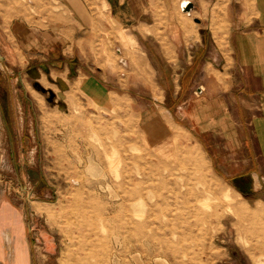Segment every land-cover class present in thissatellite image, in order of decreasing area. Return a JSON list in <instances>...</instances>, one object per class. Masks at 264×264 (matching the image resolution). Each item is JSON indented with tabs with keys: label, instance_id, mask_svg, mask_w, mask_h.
I'll use <instances>...</instances> for the list:
<instances>
[{
	"label": "rangeland",
	"instance_id": "1",
	"mask_svg": "<svg viewBox=\"0 0 264 264\" xmlns=\"http://www.w3.org/2000/svg\"><path fill=\"white\" fill-rule=\"evenodd\" d=\"M76 1L87 11L84 34L90 35L78 46L93 58L89 69L105 82L109 96L89 100L78 83L54 76L55 82L48 79L51 86L43 85V107L23 110L19 92L20 109L5 115L0 110V203L17 208L43 203L36 206L40 217L31 212L32 227L41 225L53 237L59 264H264L259 252V247L264 251V203L219 176L187 130L166 128L158 135L149 129L146 110L136 109L154 101L153 73L139 58L129 59L137 51L134 37L111 16L104 0ZM182 1L156 0L157 37L164 38L166 17L174 14L184 30L195 32L198 5L191 0L194 8L184 13ZM243 1L252 16L253 0ZM202 6L213 15L214 28L228 0ZM0 16L13 25L73 24L57 0H0ZM225 38H216L223 60L213 58V64L211 53L216 52L206 51L197 61L195 95L207 91L208 82L217 83L209 84L214 91L229 88L226 70L234 57ZM15 50L21 61L27 59ZM0 56L19 64L6 52ZM45 58L48 68L62 69V62ZM19 65L16 75L31 83L25 73L29 64ZM5 66L0 62L2 74L13 73ZM56 258L48 262L55 264Z\"/></svg>",
	"mask_w": 264,
	"mask_h": 264
},
{
	"label": "crops",
	"instance_id": "2",
	"mask_svg": "<svg viewBox=\"0 0 264 264\" xmlns=\"http://www.w3.org/2000/svg\"><path fill=\"white\" fill-rule=\"evenodd\" d=\"M104 1L111 16L136 41L137 51L128 54L129 59L139 58L143 67L149 66L152 70L150 87L154 101L136 109L146 110L144 119L151 123L149 129L156 130L158 135L166 128L187 130L194 139L198 138L219 176L241 194L254 195L256 201L264 203V0H253L252 16L246 14L243 0H228L227 11L225 15L219 14L220 20L216 18L219 26L214 28H211L213 15L202 6L210 0H194L198 5L195 32L184 30L175 14L167 15L164 38L157 37L160 32L156 26L158 18L152 10L156 0ZM217 1L219 3V0H213V3ZM57 2L71 14V27L63 23L46 27L27 22L13 25L5 23L0 16V52L12 55L20 65L29 64L25 73L31 80L29 83L16 75L14 68L18 62L14 60L10 64L0 56L4 66L7 64L14 69L13 73L8 69L6 75L0 71V110L3 115L9 114V110L20 109L22 103L16 107L19 92L23 110L43 107V85L51 86L53 83L48 79L55 82L54 76L78 83L89 100L99 102L96 97L103 95L107 99L109 96L105 82L89 69L93 58L82 54L83 48L78 46V40L90 37L84 34L89 28L85 7L76 0ZM182 2L192 4L191 0ZM249 17L251 20L245 22ZM222 23L227 24V29ZM80 32L81 36L78 35ZM188 33L195 34L196 38L186 40L184 35ZM219 36L225 38L234 57L226 70L231 78L229 88L214 91L212 86H218L217 83L207 81V91L195 95L192 75L197 61L206 57L204 52H216L211 53L213 64V58L223 60L216 42ZM69 44L70 54H66ZM15 47L27 59L21 61ZM117 52L121 54V49ZM43 56L51 62H62V69L48 68L43 63ZM55 64L51 63V66ZM180 68H185V72L180 73ZM49 94L52 95L50 91ZM202 157L207 164L208 160ZM248 162L250 166L241 165ZM41 204L27 206L22 203L17 208L8 202L0 203V264H51L48 257L56 258L57 246L50 233L41 225L32 227L31 212L40 217L36 206L42 207ZM33 236L35 247L31 245ZM54 261L59 264L57 258Z\"/></svg>",
	"mask_w": 264,
	"mask_h": 264
},
{
	"label": "water",
	"instance_id": "3",
	"mask_svg": "<svg viewBox=\"0 0 264 264\" xmlns=\"http://www.w3.org/2000/svg\"><path fill=\"white\" fill-rule=\"evenodd\" d=\"M192 7H193L192 4L187 3V4L182 8V10H183V12H189V11L191 10Z\"/></svg>",
	"mask_w": 264,
	"mask_h": 264
},
{
	"label": "bare ground",
	"instance_id": "4",
	"mask_svg": "<svg viewBox=\"0 0 264 264\" xmlns=\"http://www.w3.org/2000/svg\"><path fill=\"white\" fill-rule=\"evenodd\" d=\"M187 4V3H186ZM186 4H184L182 7H181V9L186 5ZM184 13H186V12H184ZM250 234V233H249ZM251 235V234H250ZM259 252H260V256L261 255H263V253H264V251L259 247Z\"/></svg>",
	"mask_w": 264,
	"mask_h": 264
}]
</instances>
